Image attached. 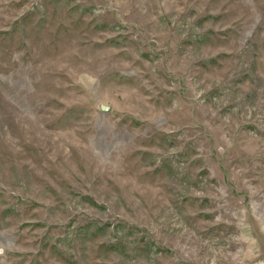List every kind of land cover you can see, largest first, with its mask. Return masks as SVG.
Returning a JSON list of instances; mask_svg holds the SVG:
<instances>
[{"label": "rangeland", "instance_id": "obj_1", "mask_svg": "<svg viewBox=\"0 0 264 264\" xmlns=\"http://www.w3.org/2000/svg\"><path fill=\"white\" fill-rule=\"evenodd\" d=\"M0 264H264V0H0Z\"/></svg>", "mask_w": 264, "mask_h": 264}]
</instances>
